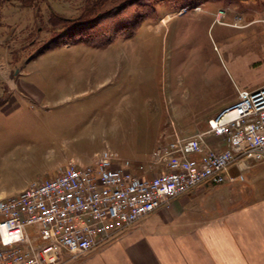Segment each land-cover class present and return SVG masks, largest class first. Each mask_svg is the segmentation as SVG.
Returning <instances> with one entry per match:
<instances>
[{"label":"rangeland","instance_id":"1","mask_svg":"<svg viewBox=\"0 0 264 264\" xmlns=\"http://www.w3.org/2000/svg\"><path fill=\"white\" fill-rule=\"evenodd\" d=\"M124 1L103 6V13L114 8L122 13L131 4ZM135 1L120 16L125 18L135 10L140 25L137 32L114 42L154 46L150 77L130 79L121 86L123 90L115 88L121 84H111L101 92L85 79L83 87L89 91L84 97L61 101V87L71 78L61 63L60 69L50 67L58 57L52 50L84 44L77 42L92 34L70 28L60 19L76 21L91 1L38 0L28 6L21 0H0V105L12 93L9 74L41 96L38 102L17 99L13 103L18 106L16 116L6 128L22 134L21 149L29 156L21 164L19 181L31 178V185L54 175L55 161L80 151L76 149L81 143L86 144V154L108 149L130 161L139 176L146 172L155 176L163 169L162 162L154 158L163 142L203 132L208 117L236 102L238 91L264 86V0ZM219 19L240 28L221 25ZM103 29L113 32L112 26ZM81 66L85 76H91L93 57ZM122 109L132 113L128 123L116 113ZM102 123L101 135L92 145L89 139L82 140L86 125ZM28 130L30 135L25 137ZM151 166L154 171H149ZM234 174L244 176V180L228 182L240 201L238 206L250 213L243 223L264 231V162L245 161ZM253 237L260 235L256 231Z\"/></svg>","mask_w":264,"mask_h":264},{"label":"built area","instance_id":"2","mask_svg":"<svg viewBox=\"0 0 264 264\" xmlns=\"http://www.w3.org/2000/svg\"><path fill=\"white\" fill-rule=\"evenodd\" d=\"M154 158L162 171L139 176L130 161L106 149L94 163L68 164L0 199V264L67 263L180 196L244 180L231 170L248 160L264 162V86L238 91L236 102L209 119L206 130L163 142Z\"/></svg>","mask_w":264,"mask_h":264},{"label":"crops","instance_id":"3","mask_svg":"<svg viewBox=\"0 0 264 264\" xmlns=\"http://www.w3.org/2000/svg\"><path fill=\"white\" fill-rule=\"evenodd\" d=\"M153 47L149 43L131 42H112L100 48L87 44L59 46L51 51L58 57L52 60L50 67L57 68L61 63L71 78L61 87L62 99L59 100L84 97L89 91L83 87L85 79L86 83L94 82L95 90L101 92L111 84H121L115 88L123 90L124 82L130 79L150 77L152 71L148 67L154 61ZM90 57H93L94 70L91 76L86 77L81 64ZM8 80L11 95L16 97L9 95L0 105V199L20 194L29 186L31 179L19 181L21 164L29 158L21 149L22 134L6 129L12 126L18 110L13 103L17 99L29 102L41 99L24 81L11 74ZM219 112H213L208 118ZM116 113L123 115L125 122L132 115L129 109ZM102 127L103 123L97 127L86 125L81 132L82 140L89 139L92 143L87 144L92 145L99 138ZM29 135L28 130L24 136ZM77 147L76 150L81 148L80 151L71 157L64 155L55 161L54 175L64 164L94 163L100 153L92 150L86 154L85 143L77 144ZM238 167L231 170L232 176H238L234 174ZM233 191V186L228 183L206 184L193 193L176 198L167 209H159L143 218L132 228L114 236L108 244L66 264H264V231L256 228L255 224L243 223L250 213L245 207L238 206L240 201ZM255 229L260 237H253Z\"/></svg>","mask_w":264,"mask_h":264},{"label":"trees","instance_id":"4","mask_svg":"<svg viewBox=\"0 0 264 264\" xmlns=\"http://www.w3.org/2000/svg\"><path fill=\"white\" fill-rule=\"evenodd\" d=\"M24 4L31 6L38 0H21ZM91 2L88 4V8L78 18L76 21L73 19H60L61 21L69 24L70 28L75 27L78 31H89L87 33H91L92 37L87 39L86 41L83 40L77 43H84L93 47H99L107 45L109 43L114 42L117 38L120 37H129L135 35L137 29L139 28V24H137L136 19H139L137 16V12L135 10L130 12V15L127 13L126 17L123 18V12L128 10L130 6L136 5L135 0H125L123 3L128 5L127 7L123 8L119 14L117 8L111 12L103 13V6H107L109 3H117L118 0H90ZM111 1V2H110ZM134 1V2H133ZM142 6V5H141ZM103 8V9H102ZM135 11V12H134ZM146 16V15H145ZM146 18V17H145ZM144 19V18H143ZM78 22V23H76ZM112 26L113 32L104 31V27ZM94 35V36H93ZM96 39V40H95ZM95 40V41H94ZM98 40V41H97ZM100 40V41H99Z\"/></svg>","mask_w":264,"mask_h":264},{"label":"bare ground","instance_id":"5","mask_svg":"<svg viewBox=\"0 0 264 264\" xmlns=\"http://www.w3.org/2000/svg\"><path fill=\"white\" fill-rule=\"evenodd\" d=\"M218 22H219V24L224 25V26H229V27H232V28H235V29L240 28V27L237 26V25L225 24V23H223L220 19H219ZM253 25H255V24H253ZM241 28H243V27H241Z\"/></svg>","mask_w":264,"mask_h":264}]
</instances>
